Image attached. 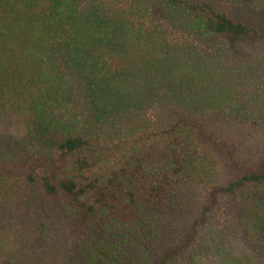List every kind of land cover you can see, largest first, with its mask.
Returning <instances> with one entry per match:
<instances>
[{
    "label": "rangeland",
    "instance_id": "374dc122",
    "mask_svg": "<svg viewBox=\"0 0 264 264\" xmlns=\"http://www.w3.org/2000/svg\"><path fill=\"white\" fill-rule=\"evenodd\" d=\"M48 1L0 0L1 66L9 65L11 52L20 57L16 60L19 70L28 65L19 50L10 51L7 45L12 44L9 37H14L8 30L15 31L12 20L19 23V14L44 17L62 26L68 8L67 14L62 13L63 7L56 13L52 8L45 13L44 3ZM62 1L75 11L74 22L81 15L88 19L87 13L94 16V23L90 22L77 36L82 40L78 52L84 53L89 73L83 70L74 81L69 80V65L58 60L62 72L46 76L48 80L35 74L32 89L0 85V163L21 161L20 154L9 149L7 142L29 154L55 159L57 153L45 138V132L54 127L61 134L92 141L87 153L93 167L83 177L102 176L129 149L150 142L162 148L181 132L187 135L183 148L190 159L187 201L191 207L184 217L165 220L167 225L181 226L176 227L179 232L173 236L172 247L185 237L186 227L199 216L209 191L234 177L195 130L182 124L170 130L178 118L196 121L203 131L227 144L235 159L244 164L254 165L264 159V34L260 35L264 33V0ZM203 4L235 21L253 25L259 35L232 38L206 32L200 22L208 12L190 9ZM60 26L56 40L64 41L66 46L74 34ZM137 30L148 33L146 38H140ZM52 35L50 32L49 38ZM71 53L77 50L71 49ZM80 65L75 64L78 69ZM87 77L95 82L96 90L87 84ZM115 85L117 94L109 93ZM50 87L49 95L45 94ZM20 172L24 173L25 168ZM36 172L48 174L40 168ZM74 173L75 167L67 159L58 177ZM24 196L23 191H17L6 199L15 212V223L10 227L13 214L4 217L7 224L0 232V264L86 261L87 256L75 253L80 248L78 243L86 240L70 225L47 229L41 237L26 229L21 219L38 217L31 209L22 210ZM240 200L220 195L216 209L198 227L194 240L167 264H264V255L258 249L264 242L234 212ZM89 231L88 240L104 237L113 244L126 241L124 264H151L161 254V247L153 242L126 240L120 231L105 233L101 238L94 226Z\"/></svg>",
    "mask_w": 264,
    "mask_h": 264
},
{
    "label": "trees",
    "instance_id": "16d2710c",
    "mask_svg": "<svg viewBox=\"0 0 264 264\" xmlns=\"http://www.w3.org/2000/svg\"><path fill=\"white\" fill-rule=\"evenodd\" d=\"M48 2V4L44 3L47 10L45 13L50 8L56 13L55 10L63 7L62 13L67 14L68 8V17L63 18L61 24L65 32H71L74 35L68 38L66 46H63L64 41L60 43L56 40L55 34L60 26L55 23L56 21L53 25L48 20H44V17L35 18L31 14H19L21 16L19 23H14L12 20V24L16 26L15 31L8 30V34L14 37H9L12 44L7 45L8 49L11 48L10 51L18 52L19 50L25 56L24 59L28 65L25 64L19 70L16 60L20 57L11 52L10 59L15 60L9 59V65H0V85L8 84L11 87L19 86V89H32L35 74H42L47 79L46 76L62 72L59 69L58 60L69 65L68 73L72 74L69 80L74 81L77 74L83 70L89 73L87 63L84 64V58H82L84 53L78 52L82 40L77 36L83 34L90 22L94 23V16L87 13L85 17L88 19L81 15L78 18L75 17L74 22L72 18L75 11H71L68 5L66 7L62 0ZM190 9L208 12L206 18L200 22L201 28L203 27L208 33L232 38L259 35L253 25L235 21L223 12L214 11L209 4L192 5ZM50 32L53 35L49 38ZM136 33L142 39H145L148 34L144 35V32L140 30ZM263 34L260 33V35ZM2 48L0 47V50ZM71 49L77 50V53H71ZM75 56L79 57L75 58ZM3 60L0 59V62ZM77 63L81 64L80 69L75 66ZM57 68L59 71H56ZM86 79L87 84H91L93 90H96L95 82L89 77ZM130 87L133 88L132 85ZM51 89L52 87L45 94L49 95ZM134 91L133 88L132 92ZM108 92L117 94V86L115 85ZM181 124L195 130V133L197 132L212 151L221 157L234 177L209 191L199 216L186 227L185 237L178 239L174 246L171 247L173 236L179 232L176 227L181 226L167 225L165 220L184 217L191 207L187 201V189L191 179L190 159L187 158L183 148L187 135L181 132L174 134L162 148L155 142H150L148 145H142L143 147L136 146L129 149L107 174L93 177H83L90 173L93 167L92 158L87 153L93 143L81 136L64 135L54 127L48 129L45 132V138L57 153L53 160L29 154L22 149H17L13 143L7 142L9 149L17 150L20 154L21 161L16 164L0 163V232L6 227L4 217L9 213L14 215L10 227L15 223V212L7 205V197L14 195L17 191H23L25 196L22 210L31 209L38 217V220L21 219L23 225L27 226L26 229L32 230L41 237L47 229L59 228L62 224L70 225L76 235L86 240V242H79L80 248L75 250V253L87 256L86 261L82 258L79 264H124V261L126 262L122 258L126 241L122 240L120 245L113 244L111 241L107 242L104 237L101 240H88L90 226H94L95 233L100 238L106 236L105 233L120 231L126 240H138L140 243L149 242V244L153 242L161 247V254L151 264H167L172 257L187 248L194 240L198 227L203 225L216 209L221 195L233 199L241 198L238 203H235L234 212L243 220L242 224L245 227L258 234L263 243L264 159L254 165L236 160L232 149L227 144L203 131L192 119L180 117L172 124L170 130L174 131ZM67 159H71L75 173L58 177V172ZM20 168H25V172H20ZM37 168L47 171L48 174L37 173ZM9 178L12 179L9 180ZM11 204H15L14 201ZM245 231L247 232V229ZM30 234L32 236L31 232ZM129 249L133 247L130 246ZM258 249H261L264 255V246L260 245Z\"/></svg>",
    "mask_w": 264,
    "mask_h": 264
}]
</instances>
